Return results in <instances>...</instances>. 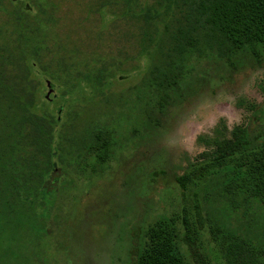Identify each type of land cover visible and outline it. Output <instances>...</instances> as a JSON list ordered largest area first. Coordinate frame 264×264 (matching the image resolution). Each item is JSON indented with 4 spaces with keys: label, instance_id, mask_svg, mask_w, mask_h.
<instances>
[{
    "label": "trees",
    "instance_id": "trees-1",
    "mask_svg": "<svg viewBox=\"0 0 264 264\" xmlns=\"http://www.w3.org/2000/svg\"><path fill=\"white\" fill-rule=\"evenodd\" d=\"M57 2L0 0V203L7 206L16 179L42 187L58 169L74 173L71 158L107 162L114 118L129 102L139 121L155 124L156 112L189 95L195 62L264 48V0H81L76 39L58 33ZM87 13L95 30L83 23ZM140 60V79L110 92L112 79L136 72ZM33 67L48 89L59 85L64 107H38ZM221 122L196 136L208 149L174 178L195 203L149 223L130 264H264V137Z\"/></svg>",
    "mask_w": 264,
    "mask_h": 264
},
{
    "label": "rangeland",
    "instance_id": "rangeland-1",
    "mask_svg": "<svg viewBox=\"0 0 264 264\" xmlns=\"http://www.w3.org/2000/svg\"><path fill=\"white\" fill-rule=\"evenodd\" d=\"M80 1L57 2L64 14L60 35L76 39L83 30L76 21L85 13ZM85 17L84 25L95 30L94 16ZM110 22L106 19L101 28L106 31ZM144 65L140 60L136 72L112 79L110 92L132 86ZM32 75L40 81L38 107H64L59 85L48 89L36 67ZM125 93L132 97L133 91ZM184 96L156 112L158 122L149 126L146 116L139 121V111L126 104L119 120L114 118V142L104 164L93 163L92 157L80 163L71 158L76 171L58 169L42 187L28 188L16 179L13 201L0 203V264H130L149 223L195 203L192 191L182 195L174 178L208 149L196 140L198 134H212L223 120L228 129L241 124L251 137H264V48H246L231 60L195 62Z\"/></svg>",
    "mask_w": 264,
    "mask_h": 264
},
{
    "label": "water",
    "instance_id": "water-1",
    "mask_svg": "<svg viewBox=\"0 0 264 264\" xmlns=\"http://www.w3.org/2000/svg\"><path fill=\"white\" fill-rule=\"evenodd\" d=\"M46 84H47V86L49 87V82H48L47 80H46ZM45 96H46L47 99H51V97L48 96V94H46Z\"/></svg>",
    "mask_w": 264,
    "mask_h": 264
}]
</instances>
